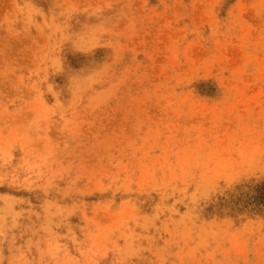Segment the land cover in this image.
<instances>
[{
  "label": "rangeland",
  "instance_id": "rangeland-1",
  "mask_svg": "<svg viewBox=\"0 0 264 264\" xmlns=\"http://www.w3.org/2000/svg\"><path fill=\"white\" fill-rule=\"evenodd\" d=\"M0 264H264V0H0Z\"/></svg>",
  "mask_w": 264,
  "mask_h": 264
}]
</instances>
